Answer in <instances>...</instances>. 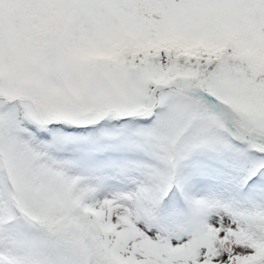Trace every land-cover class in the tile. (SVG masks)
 <instances>
[{
  "label": "snow or ice",
  "instance_id": "obj_1",
  "mask_svg": "<svg viewBox=\"0 0 264 264\" xmlns=\"http://www.w3.org/2000/svg\"><path fill=\"white\" fill-rule=\"evenodd\" d=\"M0 264H264V0H0Z\"/></svg>",
  "mask_w": 264,
  "mask_h": 264
}]
</instances>
